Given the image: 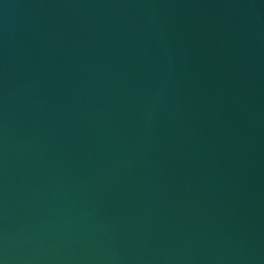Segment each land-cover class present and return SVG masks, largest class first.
<instances>
[{
	"label": "water",
	"instance_id": "obj_1",
	"mask_svg": "<svg viewBox=\"0 0 264 264\" xmlns=\"http://www.w3.org/2000/svg\"><path fill=\"white\" fill-rule=\"evenodd\" d=\"M0 264H264V0H0Z\"/></svg>",
	"mask_w": 264,
	"mask_h": 264
}]
</instances>
